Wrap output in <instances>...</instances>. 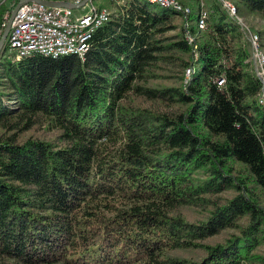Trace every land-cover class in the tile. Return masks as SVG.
Listing matches in <instances>:
<instances>
[{"label": "trees", "instance_id": "1", "mask_svg": "<svg viewBox=\"0 0 264 264\" xmlns=\"http://www.w3.org/2000/svg\"><path fill=\"white\" fill-rule=\"evenodd\" d=\"M174 1L124 0L82 60L4 47L0 264H264L250 44L220 0Z\"/></svg>", "mask_w": 264, "mask_h": 264}, {"label": "built area", "instance_id": "2", "mask_svg": "<svg viewBox=\"0 0 264 264\" xmlns=\"http://www.w3.org/2000/svg\"><path fill=\"white\" fill-rule=\"evenodd\" d=\"M45 1L80 4L84 0ZM147 1L162 6H171L177 11L188 12V8L174 0ZM15 2L16 0H0V7L8 8ZM90 2L91 0H87L84 6ZM220 2L229 16L238 22L250 44L253 69L262 84L258 101L264 103V52L260 48L259 36L256 32H251L242 18L236 14L235 5L231 0H220ZM80 8L48 7L34 1L21 4L13 14L0 54L6 46L7 52L13 55L15 60L32 54H41L50 58L73 55L82 60L89 48V42L94 31L109 19L110 13L91 3L81 13L78 12ZM204 17L205 12L202 11L198 20L199 28L204 25ZM6 23L2 24V27L5 28ZM217 84L221 85V81H218Z\"/></svg>", "mask_w": 264, "mask_h": 264}, {"label": "rangeland", "instance_id": "3", "mask_svg": "<svg viewBox=\"0 0 264 264\" xmlns=\"http://www.w3.org/2000/svg\"><path fill=\"white\" fill-rule=\"evenodd\" d=\"M231 1L233 2L234 0H231ZM90 3L96 6L97 8L105 9L106 11L110 13V15H113L114 13L117 12V8L124 3V0H91ZM90 3H87L86 6L78 9V12L81 13L83 10H85L89 6ZM9 7H11V5L8 6V8ZM241 18H242V21L248 26L251 32H256L261 29H264V19L258 16H255L252 14L251 15L244 14L243 17L241 16ZM35 134L41 135L43 137L49 136L47 133L45 134V133L35 132ZM189 215L191 218H194V219L197 218L196 212H191ZM193 254L196 255L197 253L194 252Z\"/></svg>", "mask_w": 264, "mask_h": 264}, {"label": "water", "instance_id": "4", "mask_svg": "<svg viewBox=\"0 0 264 264\" xmlns=\"http://www.w3.org/2000/svg\"><path fill=\"white\" fill-rule=\"evenodd\" d=\"M27 1H34L36 3L42 4V5H45V6H48V7H64V8H70V9L80 8V7L84 6L86 4V2H87V0H84L80 4H71V3H67V2L45 1V0H20L15 5V7L13 8V10H12L8 20H7V23H6V26H5L4 30H3V33H2V35L0 37V50L2 49V47L4 45V41H5L6 35H7L8 31H9L10 24H11L14 12L16 11V9L21 4H23V3L27 2Z\"/></svg>", "mask_w": 264, "mask_h": 264}, {"label": "bare ground", "instance_id": "5", "mask_svg": "<svg viewBox=\"0 0 264 264\" xmlns=\"http://www.w3.org/2000/svg\"><path fill=\"white\" fill-rule=\"evenodd\" d=\"M15 5H16V4H15ZM9 9H10V7H9ZM9 9H8V10H9ZM8 10H7V11H8ZM7 19H8V18H7ZM2 52H3V51H2ZM7 53H8V52H7Z\"/></svg>", "mask_w": 264, "mask_h": 264}, {"label": "crops", "instance_id": "6", "mask_svg": "<svg viewBox=\"0 0 264 264\" xmlns=\"http://www.w3.org/2000/svg\"><path fill=\"white\" fill-rule=\"evenodd\" d=\"M83 11H84V10H83ZM83 11H82V12H83Z\"/></svg>", "mask_w": 264, "mask_h": 264}]
</instances>
